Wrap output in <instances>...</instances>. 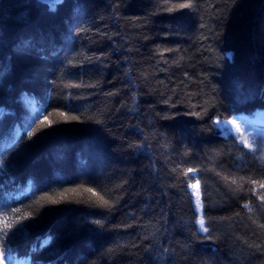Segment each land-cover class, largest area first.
I'll use <instances>...</instances> for the list:
<instances>
[{
    "label": "trees",
    "instance_id": "16d2710c",
    "mask_svg": "<svg viewBox=\"0 0 264 264\" xmlns=\"http://www.w3.org/2000/svg\"><path fill=\"white\" fill-rule=\"evenodd\" d=\"M257 108L264 0H0L1 254L264 264V162L213 124Z\"/></svg>",
    "mask_w": 264,
    "mask_h": 264
},
{
    "label": "rangeland",
    "instance_id": "374dc122",
    "mask_svg": "<svg viewBox=\"0 0 264 264\" xmlns=\"http://www.w3.org/2000/svg\"><path fill=\"white\" fill-rule=\"evenodd\" d=\"M26 106L32 114H35L31 103L27 102ZM232 121H235V123H232ZM213 124L222 135H233L241 145L255 152L259 156L258 158L264 162V109H256L251 113L235 114L226 119L216 118V120H213ZM191 174L194 180L189 182L187 188L191 194L194 209L197 213L196 197L193 194L197 189L192 188L191 185H198L201 201L200 185L197 181L196 173L192 171ZM196 225L198 231L204 233L198 224V213ZM7 257V254L4 255L0 252V264H9L6 260ZM15 259L13 264H29L26 257H16Z\"/></svg>",
    "mask_w": 264,
    "mask_h": 264
},
{
    "label": "snow or ice",
    "instance_id": "6c2138e0",
    "mask_svg": "<svg viewBox=\"0 0 264 264\" xmlns=\"http://www.w3.org/2000/svg\"><path fill=\"white\" fill-rule=\"evenodd\" d=\"M187 6H189V5H181V7H187ZM52 10H54V9H52ZM70 119L75 120L77 118L76 117H71ZM217 123H219V122H217ZM232 123H235V121H232ZM42 127H43V125H42ZM31 135H32V133H29V136H31ZM192 171H194V170L189 169V172H192ZM191 187L194 188V189H197L193 194L196 197V208L197 209H200L202 205H201V201H200V193H199V190H198V185H191ZM261 187H264V184H262ZM101 201L105 205H108V203H109L108 201L103 200L102 197H101ZM26 218L27 217H23L21 219H26ZM97 223H99V221H97ZM199 223H200V228H201L202 231H204V232H208L209 231V229L204 226L205 222H204V219L203 218H201V220H200ZM6 227L9 228V229H12L13 228V225L9 224ZM18 227H19V221H17V228ZM8 234L9 235H12L13 233H8Z\"/></svg>",
    "mask_w": 264,
    "mask_h": 264
},
{
    "label": "bare ground",
    "instance_id": "6f19581e",
    "mask_svg": "<svg viewBox=\"0 0 264 264\" xmlns=\"http://www.w3.org/2000/svg\"><path fill=\"white\" fill-rule=\"evenodd\" d=\"M48 2H55V1H57V0H47ZM231 55H232V53L230 52V53H228V56L229 57H231ZM257 109H264V108H257ZM256 110V109H255ZM233 116V115H232ZM216 118H219V117H214L213 118V120H216ZM221 119H224V118H221ZM226 119V118H225ZM4 138V137H3ZM197 213H198V224H199V226H200V220H201V218H203L202 217V209L200 208V209H197Z\"/></svg>",
    "mask_w": 264,
    "mask_h": 264
}]
</instances>
